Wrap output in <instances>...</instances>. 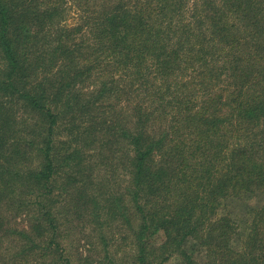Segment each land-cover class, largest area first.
Returning <instances> with one entry per match:
<instances>
[{
	"label": "trees",
	"instance_id": "16d2710c",
	"mask_svg": "<svg viewBox=\"0 0 264 264\" xmlns=\"http://www.w3.org/2000/svg\"><path fill=\"white\" fill-rule=\"evenodd\" d=\"M171 259L264 264V0H0V264Z\"/></svg>",
	"mask_w": 264,
	"mask_h": 264
},
{
	"label": "rangeland",
	"instance_id": "374dc122",
	"mask_svg": "<svg viewBox=\"0 0 264 264\" xmlns=\"http://www.w3.org/2000/svg\"><path fill=\"white\" fill-rule=\"evenodd\" d=\"M63 18L64 19L61 21L62 26L70 27V26H75L78 24V21L80 20L79 11L75 9L73 2H70L69 4H67V8L64 11ZM254 199H255L254 201H256V198ZM250 203L252 204L251 200H250ZM243 208H244V205H236V208H235L236 211L233 212L234 216L235 215L238 216L237 222H239L240 224L242 233L244 232V228L246 226V223H245L246 217H245ZM16 223L20 224L21 226L25 225V222L19 220V218L18 220H16ZM75 247L76 245H73L74 250H75ZM72 252H75V251H72ZM175 261H176L175 259H171L167 264H174Z\"/></svg>",
	"mask_w": 264,
	"mask_h": 264
}]
</instances>
